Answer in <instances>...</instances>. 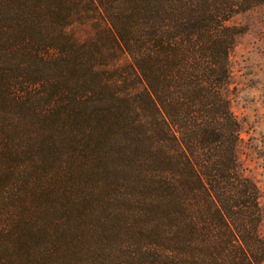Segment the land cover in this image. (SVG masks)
Here are the masks:
<instances>
[{
	"label": "trees",
	"instance_id": "16d2710c",
	"mask_svg": "<svg viewBox=\"0 0 264 264\" xmlns=\"http://www.w3.org/2000/svg\"><path fill=\"white\" fill-rule=\"evenodd\" d=\"M262 0H0V264H264L233 110Z\"/></svg>",
	"mask_w": 264,
	"mask_h": 264
},
{
	"label": "rangeland",
	"instance_id": "374dc122",
	"mask_svg": "<svg viewBox=\"0 0 264 264\" xmlns=\"http://www.w3.org/2000/svg\"><path fill=\"white\" fill-rule=\"evenodd\" d=\"M237 22L248 31L238 39L233 53V110L242 124L241 160L260 190L264 213V4Z\"/></svg>",
	"mask_w": 264,
	"mask_h": 264
}]
</instances>
